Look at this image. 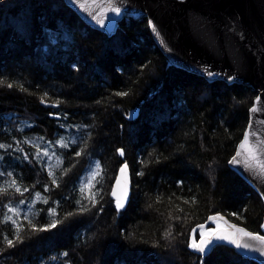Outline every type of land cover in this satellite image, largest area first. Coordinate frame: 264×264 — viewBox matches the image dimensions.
<instances>
[{"label": "trees", "instance_id": "1", "mask_svg": "<svg viewBox=\"0 0 264 264\" xmlns=\"http://www.w3.org/2000/svg\"><path fill=\"white\" fill-rule=\"evenodd\" d=\"M0 81V188H21L0 193V264H261L190 247L217 213L264 234V199L230 165L251 87L173 64L147 18L125 16L110 35L65 0H0ZM95 160L92 203L80 189ZM126 161L133 194L118 209L111 188ZM5 216L22 225L19 241Z\"/></svg>", "mask_w": 264, "mask_h": 264}, {"label": "water", "instance_id": "2", "mask_svg": "<svg viewBox=\"0 0 264 264\" xmlns=\"http://www.w3.org/2000/svg\"><path fill=\"white\" fill-rule=\"evenodd\" d=\"M65 2L86 23L110 35L117 32L125 16L147 18L157 45L173 64L210 81L224 80L255 90L257 96L250 108V120L244 136L249 134L250 145L255 146L257 159L264 162V0H111V6L121 9L119 13L109 10V0ZM208 72L214 75L209 76ZM241 142L233 156L239 162H234L232 157L230 165L264 199V170L253 160L245 162L244 155L237 156V152L241 151ZM125 164L128 199L133 194L134 183L129 162H124L120 169ZM120 169L111 188L115 200L116 196L112 193L120 192L117 188V180H122ZM214 216L218 217L216 220L225 221L226 226L218 228L223 233L232 232L229 225H236L251 233L264 235L230 220L222 213L210 217ZM210 217L206 223L214 221ZM237 238L241 245L248 243L252 246L237 247L230 241L214 239L205 252L195 251L206 257L218 246L225 245L245 258L264 264V244L240 237L239 234Z\"/></svg>", "mask_w": 264, "mask_h": 264}, {"label": "snow or ice", "instance_id": "3", "mask_svg": "<svg viewBox=\"0 0 264 264\" xmlns=\"http://www.w3.org/2000/svg\"><path fill=\"white\" fill-rule=\"evenodd\" d=\"M81 7H84V5H81ZM109 10L114 12V13H119L121 11V9L119 7L111 6V0H109ZM100 22L103 23V20L101 19ZM152 27H153V30L155 31V26L153 25ZM157 35H159L158 32H157ZM208 75L212 76L214 74L211 72H208ZM0 83H3V81H0ZM8 87H12V85L9 84ZM119 95H126V93H119ZM252 110L256 111L255 108H253ZM58 143L62 147H67V144H65V142L63 140L58 141ZM3 147H6V146L3 144H0V148H3ZM239 147H240L241 151L237 152V156L244 155L245 162H247L248 160H253L262 170H264V162H261L257 159L255 146L250 145L248 133L245 134L244 139L242 140ZM120 154L123 155L122 149L120 150ZM37 155L39 156V153H37ZM44 155H48L46 150L44 151ZM77 155H80V153L78 152ZM233 161L239 162L236 160V157H233ZM249 166H251V165H249ZM126 172H127V165L125 164L124 167H122L120 169L121 178L123 180V187H121L122 180H117V188L120 189V192H119V194L117 192L112 193L114 196H116V207L118 209H121L125 206V202L127 201V197H128ZM99 175H100L99 165L97 164V171L92 173L91 180L95 181ZM53 183H55V179H53ZM93 186L94 185L92 183L85 184L84 187H82L80 189V191H81V193H84L85 191H89L90 194L88 196H86L85 199L89 200L92 203H95L96 194L92 193L90 191L91 187H93ZM8 188H14L16 192L21 191V188L17 185L16 181L12 180L7 185L6 188H0V193H6ZM36 199H38V200L42 199V197L39 193L36 194ZM46 202L47 201L45 200V203ZM77 203H79V201H77ZM87 210L88 209L86 207L80 208L81 212L87 211ZM9 211L12 213H15L17 216L19 215V212L16 208H10ZM54 214L55 213L53 211V215ZM69 215H74V213H69ZM25 219H27V217H25ZM210 219L216 220V219H218V217L214 216V217H210ZM8 221H11L12 224L15 226V229H16V231L14 233L15 241H19L21 239L20 233L23 230L22 225L17 223V221L14 220L12 216H5L4 217L3 222H8ZM28 223L36 231L46 230V229H37L35 227V225L32 224L31 220H28ZM57 223H59V221H53L48 227H55ZM229 227L233 230L232 232H229V233H223L218 228L208 230L207 232L201 231V233H200L201 238L199 241H197L195 239V235L193 234V238H192L190 247L193 248L194 250H197V251L203 253V252H205L206 248L212 244L214 239L215 240L230 241V242L236 244L237 247L242 246L243 248H250L252 246L248 243H244L243 245H241L239 239L237 238V234H239L240 237H248L251 240H255V241L260 242L261 244H264V235H260L258 233H256V234L251 233V232L247 231L246 229L238 228L236 225H229ZM199 228L203 229L204 225H200ZM193 231L195 233V230H193ZM167 235H171V234L168 233ZM4 239H5V242L7 243L8 246H10V247L14 246V243H15L14 240L7 239L6 237Z\"/></svg>", "mask_w": 264, "mask_h": 264}, {"label": "rangeland", "instance_id": "4", "mask_svg": "<svg viewBox=\"0 0 264 264\" xmlns=\"http://www.w3.org/2000/svg\"><path fill=\"white\" fill-rule=\"evenodd\" d=\"M50 158L53 159L55 161V157H54V154L51 153L50 154ZM97 164L99 165V161L95 160L94 162H92L91 166L89 167L86 175H84L83 177V184H88V183H92L93 185H95V181H92L91 180V177H92V173L97 171ZM99 169H100V166H99ZM92 188L90 189V191L92 192ZM19 213L23 212L25 209L21 206L20 208L17 209ZM26 212V211H25ZM202 225H204V228L203 229H200L199 226H197L196 228H194L195 230V233L194 231L192 232L191 234V240L190 242L192 241V238H193V234L195 235V239L198 241V239L201 237L200 236V233L201 231H204V232H207L208 230H211V229H217V228H220V227H224L226 226V223L224 220H214L212 222H209V223H203ZM263 230H264V224H263Z\"/></svg>", "mask_w": 264, "mask_h": 264}]
</instances>
